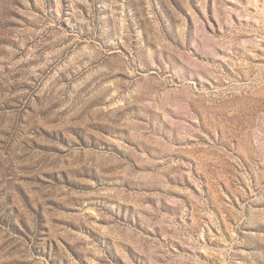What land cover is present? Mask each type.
<instances>
[{"label": "rangeland", "instance_id": "1", "mask_svg": "<svg viewBox=\"0 0 264 264\" xmlns=\"http://www.w3.org/2000/svg\"><path fill=\"white\" fill-rule=\"evenodd\" d=\"M0 264H264V0H0Z\"/></svg>", "mask_w": 264, "mask_h": 264}]
</instances>
